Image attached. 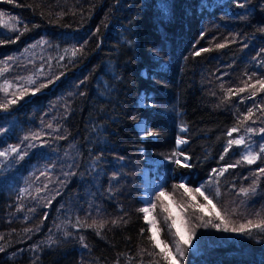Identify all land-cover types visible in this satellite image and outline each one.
<instances>
[{
	"label": "trees",
	"instance_id": "1",
	"mask_svg": "<svg viewBox=\"0 0 264 264\" xmlns=\"http://www.w3.org/2000/svg\"><path fill=\"white\" fill-rule=\"evenodd\" d=\"M0 13V104L16 99L0 109V264H167L139 211L144 168L179 264H264V231L205 226L220 221L179 187H200L229 228L264 221V91L228 94L264 79V0H0ZM164 205L194 232L183 257Z\"/></svg>",
	"mask_w": 264,
	"mask_h": 264
},
{
	"label": "snow or ice",
	"instance_id": "2",
	"mask_svg": "<svg viewBox=\"0 0 264 264\" xmlns=\"http://www.w3.org/2000/svg\"><path fill=\"white\" fill-rule=\"evenodd\" d=\"M2 16H3V14L0 13V17H2ZM217 47L223 48V47H225V45L219 44V45H217ZM203 51H208V49H203ZM199 54H200L199 52L196 53V55H199ZM73 55H75V53H73ZM249 80H251V77H249ZM29 82H33V81H31V79L29 78ZM257 85H259L260 91H264V79H258L255 84H250L248 82H245L244 87H241L235 91H233L232 89H229L228 94L229 95H238L239 93L245 92L249 88L256 89ZM4 91L7 92V88H5ZM26 91H27L26 89L23 90L21 93V96L19 98H22L23 93ZM36 91H39V89H36ZM33 94H35V93H33ZM251 95L255 96L256 92L253 91L251 93ZM15 103H16V99L9 100L7 103L0 104V109L7 110L8 106L10 104H15ZM252 115H253V113H252L251 109H249L248 115L245 117V120L249 119ZM49 127H51V125H49ZM183 130L184 129H182V131ZM247 130L249 132L254 131L252 128H248ZM237 131H239V129L237 127H233L231 130H229L228 135L232 136V134L237 132ZM260 131L262 133H264V128L260 129ZM147 135H152V133L149 132V133H147ZM37 138H38V134H33L32 139H37ZM25 139H28V137H25ZM176 143H177V145H181V144L186 143V141L183 139H177ZM242 144H244L243 137H241L240 139H230V140H228L227 146L225 147L224 151H225V153H227L233 145H242ZM10 151L13 153H18V148L17 147H11ZM261 153H264V148H261ZM6 155H7V151H0V157H4ZM180 155L183 156V153L181 152ZM20 158H23V157L21 156ZM258 158H260V157L257 155H253L251 152H248V154L243 157V160L248 164H253V163H255V161ZM187 159H189V158L185 157V160H187ZM221 159H223V156H221ZM173 163H176L177 165H181V160L175 159V160H173ZM182 166L183 167H190L191 165L184 163ZM230 167H232V166H230ZM224 171H227V168L222 169L221 174H223ZM260 171L262 173H264V168L260 169ZM41 174L43 175V173H41ZM179 187L181 189H183L184 193L186 195H188L192 201L196 200V195H194L193 192H195L199 196L203 197V199L207 203L206 204H196L195 207L198 208L201 212H204L205 209L210 207L211 210L208 211L206 214L209 216H212L214 214L215 218L220 221V224H213L211 220H208L205 226H207L208 224H211L212 227L219 229L221 227V225H224V229H223L224 231L241 232V233L247 231L249 233V235H251V229L252 228L264 231V221H261L258 223H253L251 220H249L247 222V224H241L238 228L237 227L229 228L228 222L226 221L225 217L221 214V212L219 210H217L216 205L213 203L212 199H210L208 195H205L204 191H201L200 187H197L194 190L189 188V187H186L184 184H180ZM241 191L245 195H247L249 190L248 189H241ZM216 195L217 196L219 195L218 191H217ZM157 198L161 199V200H167L169 197H168V194H166L164 191H160ZM150 207L152 210H155L156 204L153 203L150 205ZM139 211L142 213H145L144 218H145L146 222L151 225V228L149 229V231L151 232L150 240L152 241L153 246L160 250L159 254L162 255L163 260L166 261L167 264H179V261L176 259V256L172 253L171 249L169 248V245L166 242L161 241L157 221H156L155 217L151 215L149 208L148 207L141 208V209H139ZM163 211L168 213L166 220L171 219V224L168 226L169 229H171V228L176 229L175 234H174L175 237L178 238V239L174 240V243L176 246V252L181 257H183L184 251L181 249V244L191 246L192 242H193V238H194V232H192L191 230L188 229L186 222H183L182 218H179V217L173 218L172 212L169 210V207L167 205L163 206ZM200 219L203 220V216H201ZM178 220H180V223H178ZM93 226L94 225H89V227H93ZM99 227L102 228L103 225L101 224V225H99ZM97 234H99V231L97 232ZM81 239H83V238H81ZM0 250H2V249H0Z\"/></svg>",
	"mask_w": 264,
	"mask_h": 264
},
{
	"label": "rangeland",
	"instance_id": "3",
	"mask_svg": "<svg viewBox=\"0 0 264 264\" xmlns=\"http://www.w3.org/2000/svg\"><path fill=\"white\" fill-rule=\"evenodd\" d=\"M140 102H141L142 105H144L145 100L142 98ZM137 127H138V129L140 131V134L145 135L146 124H145V122L143 120H141V121H139L137 123ZM181 145H177V146L180 147ZM140 176H141V178L143 180L141 198L144 201V208L146 207V204H145V191L148 188L151 191V199H150V203H149V208H150L151 213L153 215V210L151 209L150 205L154 203V195H155V192L160 189V183L151 176V174L149 173V170L147 168H144L143 171H141ZM148 226H149V224H148Z\"/></svg>",
	"mask_w": 264,
	"mask_h": 264
},
{
	"label": "bare ground",
	"instance_id": "4",
	"mask_svg": "<svg viewBox=\"0 0 264 264\" xmlns=\"http://www.w3.org/2000/svg\"><path fill=\"white\" fill-rule=\"evenodd\" d=\"M150 199H151V191L147 188L146 191H145V204H146V207H148V208H149ZM149 211L151 213L150 208H149ZM151 215H152V213H151ZM150 228H151V225L149 224V229Z\"/></svg>",
	"mask_w": 264,
	"mask_h": 264
},
{
	"label": "water",
	"instance_id": "5",
	"mask_svg": "<svg viewBox=\"0 0 264 264\" xmlns=\"http://www.w3.org/2000/svg\"><path fill=\"white\" fill-rule=\"evenodd\" d=\"M147 223V222H146ZM148 224V223H147Z\"/></svg>",
	"mask_w": 264,
	"mask_h": 264
}]
</instances>
